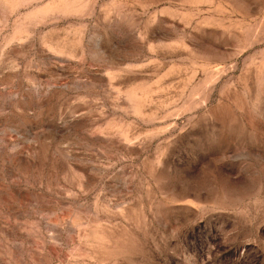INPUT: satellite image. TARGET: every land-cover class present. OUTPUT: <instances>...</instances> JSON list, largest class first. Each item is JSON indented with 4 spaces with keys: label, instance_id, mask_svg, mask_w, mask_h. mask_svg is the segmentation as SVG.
Returning a JSON list of instances; mask_svg holds the SVG:
<instances>
[{
    "label": "rangeland",
    "instance_id": "rangeland-1",
    "mask_svg": "<svg viewBox=\"0 0 264 264\" xmlns=\"http://www.w3.org/2000/svg\"><path fill=\"white\" fill-rule=\"evenodd\" d=\"M0 264H264V0H0Z\"/></svg>",
    "mask_w": 264,
    "mask_h": 264
}]
</instances>
